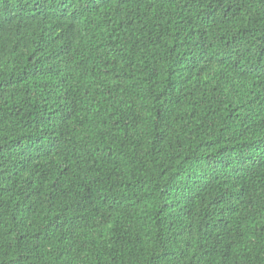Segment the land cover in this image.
I'll return each mask as SVG.
<instances>
[{
	"label": "trees",
	"instance_id": "1",
	"mask_svg": "<svg viewBox=\"0 0 264 264\" xmlns=\"http://www.w3.org/2000/svg\"><path fill=\"white\" fill-rule=\"evenodd\" d=\"M0 264H264V0H0Z\"/></svg>",
	"mask_w": 264,
	"mask_h": 264
},
{
	"label": "bare ground",
	"instance_id": "2",
	"mask_svg": "<svg viewBox=\"0 0 264 264\" xmlns=\"http://www.w3.org/2000/svg\"><path fill=\"white\" fill-rule=\"evenodd\" d=\"M65 72H66V71H65ZM62 86H63V85H62ZM66 88H67V87H66ZM66 88H65V89H66ZM56 97H57V96H56ZM59 100H61V99H59ZM46 101H47V100H46Z\"/></svg>",
	"mask_w": 264,
	"mask_h": 264
}]
</instances>
